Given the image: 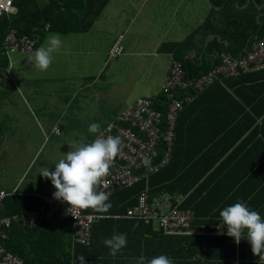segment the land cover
<instances>
[{"label": "trees", "instance_id": "16d2710c", "mask_svg": "<svg viewBox=\"0 0 264 264\" xmlns=\"http://www.w3.org/2000/svg\"><path fill=\"white\" fill-rule=\"evenodd\" d=\"M109 1L14 0L17 12L0 16V75L4 76L9 67L3 42L11 28L31 37L36 35L37 28L47 23L51 31H87ZM262 10L264 12V7ZM208 22L210 18L183 41L171 44L172 55L182 62L189 79L211 69L219 61L217 51L227 49L238 56L253 41L248 39L252 28L243 34H234L233 40L240 41L237 45L225 47L214 38L204 48L203 41L197 44V39L207 35ZM262 36L264 17L260 28ZM191 48H197L194 57L187 55ZM221 82L186 105L177 119L170 161L148 177L149 193L180 195L183 199L180 208L194 213L191 227L204 229L206 234L222 222L220 212L237 202L246 203L252 210L256 208L264 219V69L227 80L233 92ZM146 188V180H142L116 191L109 196L112 207L104 214L126 213L137 204ZM20 200L21 196L1 200L0 216L32 207ZM88 211L96 213L92 209ZM213 218L218 220L213 221ZM71 223L64 216L34 228L13 222L5 227L7 235L1 241L26 264H79L80 255L85 256L88 264H137L141 255L148 260L166 255L174 264H258L260 260L246 239L247 230L237 244L227 234H166L157 222L109 216L94 222L90 245L73 246ZM120 233L127 234V245L113 257L102 238ZM50 235L55 243L53 248L39 247L40 241Z\"/></svg>", "mask_w": 264, "mask_h": 264}, {"label": "rangeland", "instance_id": "374dc122", "mask_svg": "<svg viewBox=\"0 0 264 264\" xmlns=\"http://www.w3.org/2000/svg\"><path fill=\"white\" fill-rule=\"evenodd\" d=\"M200 2L203 3L204 0ZM148 7L149 4L147 6L145 0H110L101 12L99 21L88 32L68 35L70 39L80 37L82 40L77 50L78 55L76 54L77 57L72 60L71 70L55 67L48 72L51 81L58 85L55 88H40L47 71L33 69L34 63H29L28 57L24 63L22 62V56L33 54L35 50L27 53L11 52L9 56L7 55L9 74L11 70L14 74L17 67L19 72L27 75L28 80L27 88L19 84V88L16 89L10 76L6 79L5 88L0 91L2 94L0 181L2 183L6 186L12 184L15 186L19 183V191L28 189L35 193L46 191L52 193L56 189L50 179L40 174L41 171L44 169L54 171L55 163L65 157L71 146L74 149L80 143L87 144L96 139L100 133H90L88 131L90 124L99 123L103 132L106 125L112 123L135 99L143 95L141 92L144 91L147 95V89H155L158 86V72L161 65L153 63L151 56L141 58L142 55L132 52L142 44L153 43L160 33L161 25L152 14H149L148 19L143 16ZM53 33L57 32L44 33L41 43ZM59 34L61 39L65 40L66 35ZM120 34H123L125 50L119 56L112 57L109 55L110 48L114 39ZM216 54L219 61L211 69L222 61L223 54L232 53L223 49ZM157 60L164 63L168 60V56L159 55ZM54 62L56 65H62L64 59L55 58ZM170 63L171 59L164 80L168 76ZM211 69L191 80L195 81ZM147 72H149L148 77H146ZM218 81L220 80L216 79L198 90L195 93L196 98ZM190 102L184 105L181 112ZM48 223L44 221L30 226L39 227Z\"/></svg>", "mask_w": 264, "mask_h": 264}, {"label": "built area", "instance_id": "2783aa9c", "mask_svg": "<svg viewBox=\"0 0 264 264\" xmlns=\"http://www.w3.org/2000/svg\"><path fill=\"white\" fill-rule=\"evenodd\" d=\"M14 0H0V16L16 13ZM50 23L37 28L35 36L20 34L17 29L11 28L5 37L4 45L7 53L32 52L41 39V33L49 31ZM124 52L123 34L116 37L110 48L109 55L117 57ZM264 69V36L254 41L249 48L238 56L223 54L222 61L204 76L195 81L187 78L182 62L171 56L168 76L164 80V97L157 96L140 98L126 111L119 120L109 125L102 133L105 136H119L124 147L115 158L109 175L104 183L103 190L114 192L133 184L146 180L147 188L141 192L138 202L128 208L118 218H130L145 223L157 222L166 234L207 233L204 229L191 227L194 213L189 209H181L180 195L151 194L148 188V177L159 171L171 159L173 140L175 138L176 121L179 113L187 102L192 101L195 93L211 84L214 80L239 76L243 73ZM145 160L148 161L145 164ZM7 193L0 188V201ZM70 208L67 202L48 197V204L38 210L27 212L25 215L0 218V264H26L22 258L7 249L1 238L4 237V227L13 222L24 220L31 224L50 222L57 215H66L73 220V239L80 245H89L92 239V226L97 215L86 210L78 212V217L68 213ZM4 235V236H3Z\"/></svg>", "mask_w": 264, "mask_h": 264}, {"label": "crops", "instance_id": "0c3cea01", "mask_svg": "<svg viewBox=\"0 0 264 264\" xmlns=\"http://www.w3.org/2000/svg\"><path fill=\"white\" fill-rule=\"evenodd\" d=\"M146 4L149 7L148 9L144 12V18L148 19L149 14L151 13L153 18L156 19L160 29V33L156 36V39L154 40L153 43H148V44H142L137 47L133 53H136L137 55H142L143 56H151L152 57V62L153 63H158L161 65L160 71L158 72V86L153 89H147L146 94H144V91L141 92V96H139L135 101L130 104L112 123H109L105 127L107 128L109 125L116 123L123 114L128 111L132 105L135 104L137 100L143 97H149V96H157L158 99L163 98L164 93H163V84H164V79L168 70L169 62L171 59V56L173 54V50L171 49V44L175 42H181L187 36L195 30L197 27L201 26L207 18H210L211 22H208L207 26V35L203 37V35L200 36V38L197 39V44L199 43L200 40L203 42L204 48L207 46L210 40H213L214 38L218 39V41L222 42L224 46H229V45H237L239 44L240 41L233 40V37L235 36L234 34H243L247 30H252L253 31L249 34L248 39H252L253 41L260 38V28L262 27V18L264 17V12H263V7H264V0H204L203 3L200 2V0H145ZM184 3V4H183ZM183 4V5H182ZM17 7V6H16ZM165 9H161V8ZM18 10V8H17ZM15 14V13H14ZM10 15V14H8ZM156 16V17H154ZM262 17V18H261ZM99 18V17H98ZM95 19L87 31H79V32H68V33H61L65 36V40L62 39V46L59 49V51L55 52L54 55V60L55 58L62 57L64 59V62L62 65H56L54 60L50 68L47 70L46 74L47 76L44 79L43 83L40 85V88L47 87V88H55L58 86L55 84L54 81H51V79L48 77V72L50 70H53L55 67H64L66 70H71L73 68L72 60L75 59L77 56L76 54L78 53L77 50H79L80 46V40H82L80 37H74L73 39H77L76 41H73V39L68 38L67 36L70 34L76 35L78 34H84L88 32L92 26L98 22L99 20ZM254 26V27H253ZM130 26H128V29ZM257 28V31H255ZM51 31V30H49ZM48 32V31H47ZM46 33V32H45ZM233 34V35H232ZM257 34V35H256ZM43 36V35H42ZM37 44L35 50L39 47L47 46V41L41 43L42 37ZM116 39V38H115ZM114 39V40H115ZM5 41V39H4ZM114 42V41H113ZM202 45V44H201ZM3 46L7 53L4 42ZM125 50V48H124ZM131 50V49H130ZM35 52V51H34ZM131 52V51H130ZM188 52V51H187ZM22 53V52H20ZM197 53V48H191L187 55H190V57H194ZM33 54L30 55H25L22 56L21 59L22 62L24 63V60L27 59L29 56H33ZM78 55V54H77ZM159 55H167L168 60L164 63H162L160 60H157V56ZM9 56V55H8ZM76 56V57H75ZM75 57V58H74ZM20 59V60H21ZM21 62V63H22ZM33 69L36 68L34 64H32ZM23 68V67H20ZM37 69V68H36ZM148 69V66L146 67ZM14 74L11 73L9 74L8 69L6 74L3 76V74L0 75V91L1 89L3 90L6 86V79L11 76L12 84L14 88L18 89L19 84H23L27 88L26 82L28 80L27 75L25 76L23 73L19 72V69L16 67L14 70ZM258 71V70H256ZM149 72L146 73V77H148ZM143 78V76H140ZM236 77H228L224 78L222 80L223 86H225L228 90L233 92L231 89H229V86L227 85L226 81L237 78ZM148 82V80L146 81ZM70 81L67 82L69 84ZM82 87V86H81ZM13 88V89H14ZM34 94V92H31ZM161 97V98H159ZM1 101H0V107H1ZM216 105L219 107V103H216ZM186 107V106H185ZM185 109V108H184ZM184 111V110H183ZM182 113V112H181ZM180 113V114H181ZM179 114V116H180ZM182 115V114H181ZM105 128V129H106ZM20 187V184L17 183L15 186L8 185L6 186L4 183L0 181V188L5 190L8 195L6 197H16V196H21L22 200L20 202L27 201L29 204L27 207L32 206L30 208H27L25 211H21L18 213H14L12 215L8 216H0V218L4 217H12L14 215H25L27 212L38 210L41 207H45L48 204V197L52 196L53 193L56 191H53L52 193L49 192H40V193H35L28 191V189H25V191H19L18 189ZM10 188V189H8ZM256 196V195H255ZM5 197V198H6ZM33 198V199H31ZM255 204V202H254ZM35 206V207H33ZM256 211V208H254ZM88 211V210H86ZM89 212V211H88ZM92 213V212H91ZM97 215H103V217H113V218H118L116 217L117 214H101V213H94ZM58 216H64L65 218H69L72 223H71V243L73 246L77 245L73 239V220L71 217L66 216V215H57L55 218ZM53 218V219H55ZM98 218L102 217H97L95 221ZM213 221H216L218 219L213 218ZM94 221V222H95ZM17 223H21L23 225H27L31 228H34L30 226V224L24 220L18 221ZM94 224V223H93ZM214 224H212L211 227H213ZM220 224H217L216 227L212 232L209 234L206 233H195V234H205V235H220L221 232L223 234H227V228H220ZM11 226V225H10ZM5 230V228H4ZM192 234V233H191ZM5 235V236H4ZM4 237H6V233H4ZM92 240V239H91ZM4 244V243H3ZM53 244H55L52 239L51 235L43 238L42 241H40L39 247L43 245L44 249L47 248H53ZM80 245V244H79ZM5 246V244H4ZM6 247V246H5ZM7 248V247H6ZM13 252V251H12ZM16 254V253H15ZM18 255V254H16ZM19 256V255H18ZM22 258L21 256H19ZM23 259V258H22ZM257 260V259H256ZM259 263L264 262V260H258ZM25 262V261H24Z\"/></svg>", "mask_w": 264, "mask_h": 264}, {"label": "clouds", "instance_id": "9594fccd", "mask_svg": "<svg viewBox=\"0 0 264 264\" xmlns=\"http://www.w3.org/2000/svg\"><path fill=\"white\" fill-rule=\"evenodd\" d=\"M47 46L37 48L33 56L28 57L29 63H34L41 72H46L53 63L54 53L62 46L59 33H53L46 38ZM90 133H100L92 142L80 143L63 159L55 163V170L44 169L40 174L50 179L56 191L53 197L70 205L68 213L78 217L81 210L92 209L96 213H108L112 207L109 201V193L103 189L109 175L110 168L124 147L119 136H105L101 132L99 123L89 125ZM148 161L145 160V164ZM222 222L219 227L227 228V235L233 237L237 244L245 236L251 245L252 252L260 260H264V219L261 215L249 208L244 202H237L225 207L220 212ZM221 234H223L221 232ZM102 242L110 250V255L115 257L127 245V234H113L111 238H102ZM79 264H88L85 256L80 255ZM75 264V262H74ZM137 264H174L166 255H159L148 260L141 255Z\"/></svg>", "mask_w": 264, "mask_h": 264}]
</instances>
